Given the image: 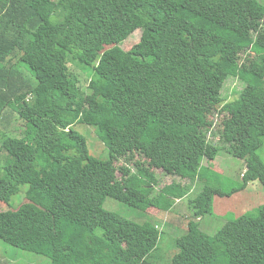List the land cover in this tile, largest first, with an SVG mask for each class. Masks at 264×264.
I'll use <instances>...</instances> for the list:
<instances>
[{
	"label": "trees",
	"instance_id": "16d2710c",
	"mask_svg": "<svg viewBox=\"0 0 264 264\" xmlns=\"http://www.w3.org/2000/svg\"><path fill=\"white\" fill-rule=\"evenodd\" d=\"M73 63L91 71L100 111L86 110ZM232 78L243 88L227 102ZM5 114L24 123L22 137L2 130ZM77 123L94 128L108 160L89 153ZM263 140L260 0H0V241L50 264H156L162 232L105 210V199L167 212L203 181L170 264H264V205L212 235L199 228L214 195L264 187ZM221 151L245 162L228 189L203 165ZM137 155L172 182L160 188Z\"/></svg>",
	"mask_w": 264,
	"mask_h": 264
},
{
	"label": "rangeland",
	"instance_id": "374dc122",
	"mask_svg": "<svg viewBox=\"0 0 264 264\" xmlns=\"http://www.w3.org/2000/svg\"><path fill=\"white\" fill-rule=\"evenodd\" d=\"M57 1V0H54ZM264 3V0H260ZM141 37V31L136 30L129 38L119 44V47L124 51H128L136 44ZM70 70L78 76V83L84 93L89 95V81L91 77V71L77 64H70ZM243 88V85L237 79H229L225 82L222 95L227 102L234 100L238 96V92ZM85 95V94H84ZM85 108L88 111H100L102 106L95 95H89L86 99ZM211 115L210 120H216L218 124L220 121V115ZM214 123V122H213ZM1 128L6 129L9 135L14 137H22L25 125L22 121L17 119V116L10 114L4 116L1 122ZM74 129L77 130L86 138L87 147L89 153L99 159L108 160L109 152L104 144L100 141L97 135L94 133V128L85 124H75ZM261 160L264 162V140L263 145L258 152ZM136 159L139 160L142 165L147 166L148 169L153 170L159 177L161 188L166 184L172 182V176L164 175L162 170L154 169L148 162L143 159L142 156L137 155ZM124 162L117 161L115 165L119 167ZM205 167H209L211 171L219 174L222 178L218 181L220 189H228L233 185L242 183V173L245 169L244 160L237 159L225 152H220L212 162H204ZM120 177V173H117ZM175 181L182 184H188L187 180L174 178ZM214 183V181L212 180ZM216 184V183H214ZM206 185L203 181H196L193 184L189 194L181 199L174 201V204L170 206V211L164 212L158 209H149L146 211L134 209L126 204H123L113 198H106L104 202V209L117 213L118 215L134 221L136 223H143L145 221H151L162 232L161 240L156 251L152 252L151 261L156 264H170L172 256L177 252L174 242L186 233L187 223L189 220H194L192 215V209H190V199H193ZM24 190L11 201V210L17 209L25 201ZM264 205V187L258 181L249 182L247 187L230 196L214 195L212 204V214L205 215L199 222V228L208 235L214 234L219 228H221L227 221L236 219L239 216L247 213H255L256 210ZM6 205L0 203V209H6ZM0 264H50L46 257L39 256L30 252H26L17 248H14L2 241H0Z\"/></svg>",
	"mask_w": 264,
	"mask_h": 264
},
{
	"label": "crops",
	"instance_id": "0c3cea01",
	"mask_svg": "<svg viewBox=\"0 0 264 264\" xmlns=\"http://www.w3.org/2000/svg\"><path fill=\"white\" fill-rule=\"evenodd\" d=\"M198 220H199V219H198ZM198 220H197V221H198Z\"/></svg>",
	"mask_w": 264,
	"mask_h": 264
}]
</instances>
